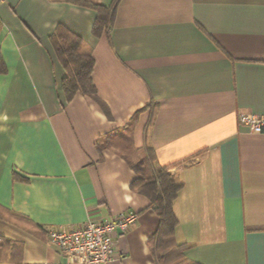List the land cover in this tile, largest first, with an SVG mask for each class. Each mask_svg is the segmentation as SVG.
Segmentation results:
<instances>
[{"label":"crops","instance_id":"obj_1","mask_svg":"<svg viewBox=\"0 0 264 264\" xmlns=\"http://www.w3.org/2000/svg\"><path fill=\"white\" fill-rule=\"evenodd\" d=\"M96 16L67 0H0V264H67L50 232L129 212L107 264H154L159 220L121 155L135 114L133 147L182 184L185 258L264 264V136L240 122L264 118V0H120L98 37ZM59 26L90 49L98 101L66 102L49 41Z\"/></svg>","mask_w":264,"mask_h":264},{"label":"trees","instance_id":"obj_2","mask_svg":"<svg viewBox=\"0 0 264 264\" xmlns=\"http://www.w3.org/2000/svg\"><path fill=\"white\" fill-rule=\"evenodd\" d=\"M74 4L94 9L97 13L92 34L96 37L109 33L113 26L114 12L120 0H113L108 7L95 6L84 0H67ZM54 54L64 70L66 76L60 87L66 102H70L76 94L88 96L98 101L91 74L93 59L90 49L81 39L66 28L59 26L49 38ZM0 71L1 68H0ZM108 114V109L101 106ZM138 118L135 114L127 123L128 146L122 150V157L136 178L131 189L145 196L151 209L158 217L157 231L150 238V252L154 264H197L185 258L184 244L175 240V229L178 221L173 211V202L180 191L182 184L171 177L168 167L156 165L154 153L150 147L135 149L132 144V130ZM150 123V118H149Z\"/></svg>","mask_w":264,"mask_h":264},{"label":"built area","instance_id":"obj_3","mask_svg":"<svg viewBox=\"0 0 264 264\" xmlns=\"http://www.w3.org/2000/svg\"><path fill=\"white\" fill-rule=\"evenodd\" d=\"M241 124L264 136V118L242 115ZM137 220V214H120L108 221L91 222L69 230L49 233L50 243L67 260V264H107L114 255V233H125Z\"/></svg>","mask_w":264,"mask_h":264}]
</instances>
